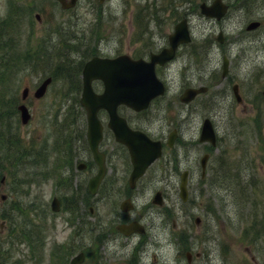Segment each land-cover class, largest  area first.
Returning <instances> with one entry per match:
<instances>
[{"label":"rangeland","instance_id":"obj_1","mask_svg":"<svg viewBox=\"0 0 264 264\" xmlns=\"http://www.w3.org/2000/svg\"><path fill=\"white\" fill-rule=\"evenodd\" d=\"M92 1L94 0H79L73 10L63 11L55 0H0V16L9 13V2L24 9L23 17L18 20V45L13 50H34L50 24L55 26L64 22V25L69 24L65 29L79 32L86 29L88 36H99L100 54L110 56L118 52L143 54L142 50L145 47L147 49L153 39L155 41L152 45L157 47L158 37H161L159 31L164 28L156 27L153 21L177 19V11L171 12L173 5L167 7L168 0H108L100 9L101 18H97V22L93 19L94 13L90 7ZM202 1L210 0H194L197 3L196 10L192 3L185 0H175L174 6L181 8L180 17L187 14L192 43L198 54L193 56L190 53L189 50L194 48L183 49L173 62L160 68L158 76L167 85L164 98L154 103L144 114L132 115L135 124L165 141L170 130L178 126V96L182 90L204 83L208 86L207 96L203 95L189 106H181V160L176 143L172 150L165 147L163 157L131 191L135 207L128 213L130 218L134 216L146 223L147 213L152 211L158 214L152 218L154 228L151 230V235L158 238V241L154 242V246L146 248L147 254L139 264H264V101L261 96L264 85V0H245L241 5L239 0H229V10L220 21H213L199 13L198 4ZM139 7L149 9L152 16L145 17V10L140 8V17H135L134 12ZM36 12L41 15L40 22L34 18ZM139 20L143 26H139ZM251 20H259L260 25L256 29L246 30L245 26ZM95 22L97 24H93ZM92 26L95 27L94 31H91ZM219 31L222 32L221 43L216 40ZM164 34L166 33L163 31L161 35ZM199 44L201 46L197 50ZM223 56L229 60L224 80L220 76ZM32 68L31 65L20 66L14 72L13 78L9 79L12 84L11 94L19 95L27 81L32 83L38 75L49 72L47 67L40 66V71ZM222 81L229 87L226 101L215 99L216 96L219 97L216 93L228 91ZM233 83L239 84L244 93V119L241 118L242 105L231 103ZM53 87L56 102H51V90L43 101L37 102L32 108L31 121L25 126L19 124L20 137L28 146L32 145L33 151L46 145L49 168L52 167L51 160H54L52 142L59 134L54 122L63 120L65 111L70 106L69 95L65 91L67 85L56 79ZM207 97L210 98L209 101L205 99ZM206 116L214 123L218 122L221 134L225 137L221 140L220 148L214 150L215 155L209 160L206 178L201 181L199 159L207 150L206 144L199 143L197 138L201 121ZM231 118L240 122L238 134L233 131L229 133L230 126H227V122ZM81 120L85 125L84 114H78L75 123ZM241 120H244L243 125ZM75 126L79 129L77 124ZM109 146L113 147L112 167L121 181L116 186L102 188L101 198L98 196L93 202H96L94 214H88L86 209L82 212L87 222L94 225L99 222L101 226L112 227L120 216L118 205L127 191L126 180L130 167L124 151L114 143ZM76 147L80 151L82 144L77 142ZM171 157L175 158L176 169L172 163L165 166L166 160ZM185 168L190 170L188 198L182 202L178 184ZM94 169L92 166L86 172L78 173V178L86 179ZM33 170H38V167L25 166L14 174L3 169L5 178L0 181V195L4 193L6 197L0 198V237L4 240L2 249L10 252L6 263L0 261V264H39V240L36 256L33 254L32 257H29L31 251L25 242L18 245L16 244L21 242H5V239L13 237L8 236L11 224L19 227L25 220L30 222L29 225L38 224L44 240L40 248L43 252L54 242L66 241L75 228L76 221L70 223L66 220L67 208L52 212L50 200L57 195L62 198L64 206L73 204L82 188H76L72 184L75 188L73 193L66 192L63 185H56V180L60 177L57 172L53 177L40 174L35 177V181L28 179ZM156 189L162 190L163 208L150 203ZM108 192L109 195L103 200V194ZM23 209L24 214L21 213ZM164 213V227L160 231L158 224ZM196 217L200 218L198 224L195 223ZM178 233L182 237L181 243L178 241ZM135 240L137 237L132 238V241ZM113 243L111 241L109 250L117 252V258L113 260L114 255L111 260L105 258L104 263L102 258L98 264H122L124 258L118 256H122L123 252L125 257L129 256L132 244L112 246ZM186 252L191 253L190 262L186 259ZM196 253L199 255L196 256Z\"/></svg>","mask_w":264,"mask_h":264},{"label":"water","instance_id":"obj_2","mask_svg":"<svg viewBox=\"0 0 264 264\" xmlns=\"http://www.w3.org/2000/svg\"><path fill=\"white\" fill-rule=\"evenodd\" d=\"M58 1L62 7H69L75 2V0ZM226 8L227 6L221 0H213L210 5H206L205 3L200 4L202 13L206 16H216L217 18L221 17ZM257 25L258 22H251L247 28H254ZM189 39L186 20L182 19L175 25L173 33L169 35L170 46L162 49L157 54H151L149 61L141 58L131 59L129 56L123 54L114 58L94 56L84 64L82 69L83 89L80 102L86 110L89 146L92 150L93 158L98 164V171L90 178L88 184V189L91 193L96 192L97 186L104 174V156L97 150V143L101 137V125L97 118V111L100 108H105L108 111L110 117L108 125L113 129L116 139L124 143L128 148L132 162V170L128 181L130 187H133L137 178L143 174L146 167L160 155L161 145L159 141L151 140L143 132L130 129L125 119L117 115L116 107L118 104L123 103L138 111L147 107L153 97L162 94L164 85L155 74V64H163L171 59L176 46L181 42L189 41ZM93 78L102 79L104 83V91L102 93L97 94L93 91L91 87V80ZM48 82V78L42 82L36 91V96H40L43 93ZM200 90H203V88L186 89L181 99L188 101ZM262 95L264 98V87ZM18 108L20 109L22 123H26L29 119L26 107L21 104ZM199 141H209L212 144L215 142L214 130L208 118L203 120ZM206 158L207 155L201 158L203 172ZM179 191L182 200H186L185 172L181 176ZM158 196L159 192L155 194L154 202L159 201ZM51 207L53 210H58L59 201L57 198H53ZM121 207L127 210L131 208V204L125 200L122 202ZM117 227L126 234L132 231H141V225L137 221H132L129 224H120ZM74 261L76 260L73 259L72 262Z\"/></svg>","mask_w":264,"mask_h":264},{"label":"flooded vegetation","instance_id":"obj_3","mask_svg":"<svg viewBox=\"0 0 264 264\" xmlns=\"http://www.w3.org/2000/svg\"><path fill=\"white\" fill-rule=\"evenodd\" d=\"M100 4V3H99ZM98 4V7L100 6ZM176 4H174L175 6ZM180 5V4H179ZM181 7V5H180ZM102 8V7H101ZM174 9H178L175 8ZM180 12L179 14L181 15V8L178 9ZM187 12V11H186ZM101 13V12H100ZM146 15L145 17H149V14L147 12H145ZM188 13V12H187ZM137 15H135L136 17ZM210 19V18H208ZM213 20V19H211ZM214 21V20H213ZM98 22V20H97ZM96 22V24H97ZM176 23L175 19H167V18H163L159 21H153V24L156 27H163L164 29L162 31H159V34L161 37L159 38V45L156 47L152 45V43L155 41V39L152 40L151 44L148 46V48L146 49V47L142 50L143 54H139L136 55L137 57H147L150 55L151 52H157L159 51L161 48L165 47L168 45V34L173 30L174 24ZM141 26L142 24L139 23ZM172 26V28H171ZM171 28V30H170ZM165 32L166 34L161 35L162 32ZM199 46H201V44H199L197 46V50L199 48ZM196 46L193 45L192 41L187 43V44H180L176 50L175 53V57L176 58L179 53L183 50V49H191L189 50L190 53L193 56H196L198 54V51H196ZM99 50V45L97 46V51ZM99 52V51H98ZM225 57V56H224ZM223 57V58H224ZM174 61V59H173ZM223 62V60H222ZM222 62H221V67H222ZM169 63L165 64L164 66L168 65ZM228 65H229V60H228ZM228 65H227V71H228ZM160 69V67H158ZM221 71V70H220ZM227 71L226 74L223 76L222 75V71L220 73L221 78L226 79L227 76ZM51 77V81L50 83L47 85L45 92L37 97L35 96V90L37 87H39V85L41 84L42 80L46 77ZM56 81V79L54 78L53 73H46L44 76H42V74L38 75V77H36V79H34V81L32 83H29L28 81L23 85L24 88H26V92H25V96L23 99H19V102H24V104L27 106L31 116L33 115V107L37 104V102H41L43 101L48 94L51 92V90L54 89L53 87V82ZM206 84V83H204ZM222 84H224L226 86V88L228 89V91H224L223 93H216L215 95H218L219 97H215V99H218V101H226L227 100V96L229 93V87L228 85L225 83V81H222ZM10 84H1L2 87H9ZM237 85L236 90L234 89V86ZM92 86L94 88L95 91L100 92L102 90V82L98 79H94L92 81ZM231 92L232 94H230V98H231V103L234 105L235 103L238 105H242L241 108V118L244 119L243 115L245 112V106H243V102H244V93L241 92L240 90V86L239 84H235L233 83L231 85ZM237 92V93H236ZM202 95L198 94L197 96L194 97V99L188 103V104H183L181 103V101H179V109H178V126L175 129L176 130V135H174V142L173 145L176 142V145L178 146V150H179V160H181V106H189L191 104H193L198 98H201ZM160 98L157 99V101H159ZM18 102V103H19ZM51 102L55 103L56 102V93L55 90H53V93L51 94ZM153 103V102H152ZM51 104V103H50ZM182 104V105H181ZM118 112L121 113V115L125 116L128 124L130 125V127L132 128H138L140 126H138L137 124H135L136 121L133 120V111H131L130 109L126 108L123 105H119L117 108ZM100 119L102 122V138L99 142V149L105 154V160H106V172H105V176L103 178V180L101 181L100 185L101 187L104 186H116L119 184V182L121 181L120 178H118L116 176V171L115 169H113L112 167V160H111V153L113 150V147H110L109 144L113 143L116 144L117 146H119L120 149H122L121 145L115 141L114 136H113V132L107 127L106 123H107V119H108V115L104 110H100ZM50 114L51 110H50ZM238 114V113H237ZM217 116L220 118V115H218L217 112ZM242 125L244 124V120H241ZM214 128L216 131V145H215V150L219 149V146L221 144V140L225 137L221 134V131L219 129V124L217 122L214 123ZM230 130L229 133H231V131L234 132V134H238L239 132V126H240V122L238 119H230ZM153 135V133H151ZM229 135V134H228ZM227 137H230L228 136ZM81 139V138H80ZM52 142V141H51ZM80 143L82 144V149L80 151H78V148H75V155L72 158V164L68 165L66 162H64L61 165V171H62V175L66 177V181L70 182L72 184H75L76 188H82L78 194V196L76 197L78 200H80V203L82 205H84V200L88 199V196L86 195L87 191V182L88 179L94 175V173L96 172V164L93 162L92 160V155H91V151L89 149V146L87 144V141L85 139L84 136V140H80ZM53 144V151H55L54 148V141L52 142ZM45 150H47V148L45 147ZM90 159V160H89ZM128 159V164L130 166V162H129V158ZM90 162L92 164H90ZM82 163L85 164V166L81 165ZM94 166V172H92L86 179H79L78 178V173L81 172H86L89 168H91L92 166ZM191 168V167H190ZM188 172H190L189 169H187ZM189 176V173H188ZM132 190L126 191L124 192V197L125 198H130L132 200H134L133 195H132ZM96 197V196H95ZM95 197L93 196L92 199H95ZM151 203V201H150ZM120 216H118L117 218V222L118 223H128L131 220H139L138 218L132 216L130 218L129 216V212H122L119 211ZM154 217V213L151 211L149 213H147V222L143 223L145 226V231L142 234H131V235H124L122 233H120L119 231H114L112 230L110 227L108 226H103L100 227L98 229V231L96 232V234L93 236L92 240H90V236H89V228H88V222L83 218L80 219V215L77 218V227L74 228V230L71 232V236L69 235L67 238V242H62L63 245V250L60 251V253H58L56 251V248L58 246V243H52L51 247L46 251L43 252V250L41 248V246L44 244V240L43 237H39V252L37 255V260L39 262V264H70V260L74 255L77 254H82L80 259L81 261L75 264H93L94 262H98L100 261V259L103 258V263H104V259L108 258V260H111V256H115L113 258V260H115L117 257V252H111V250H109V246L111 244V241L114 242L112 244V246L118 245V246H127L132 244V248L131 251L129 253L128 257L124 256V252L122 253V256H118V257H123L124 258V262L122 264H139L143 258V256L145 254H147L146 248L148 246H154V242L158 241V238H154L153 235H151V230L152 228H154V220L152 219ZM165 214L161 217L160 223L158 224L159 230L162 231L163 227H164V218ZM140 221V220H139ZM75 239L76 243L73 244L70 242V237H72ZM133 237H137V240L132 241ZM158 244V243H157ZM156 244V245H157ZM119 253V252H118ZM153 253V252H152Z\"/></svg>","mask_w":264,"mask_h":264},{"label":"trees","instance_id":"obj_4","mask_svg":"<svg viewBox=\"0 0 264 264\" xmlns=\"http://www.w3.org/2000/svg\"><path fill=\"white\" fill-rule=\"evenodd\" d=\"M10 24L12 23L6 24L5 26L6 31H7V26ZM60 26L61 25H59L57 28H59ZM58 33H61V31L58 30ZM64 33H67L66 30L64 31ZM81 33L82 32H79V33L73 32V34L71 35L73 38L72 48L75 51L80 50V46H78L77 41L79 42V44H82ZM12 38H13L12 33L8 31L0 35V61L6 59L9 53L8 61L11 63H8V64L10 68L13 67L14 62L19 60V56L15 55L13 51H10L12 49L10 50L7 49V46L11 48V44L9 41L12 40ZM80 51H81L80 59L83 60L84 57L87 55V53L83 52L82 50ZM56 58L63 60L60 62L63 65L62 67H65L66 69L65 74L68 76L76 75L79 71V68L82 65V61L79 63H75L72 60V58L66 56L60 45H58L57 47ZM6 64L7 63H5L4 65ZM5 98L6 97L2 95V91H0V169L3 167L4 163L10 162V161H11L10 164H16V163L26 164V163L33 162V161L28 162V158H31V155H29L26 152L25 147H23L22 150L18 152V148H20V146L18 145L17 138H13L11 136L12 130L10 129L11 119L14 113L13 103L15 101L14 99H5ZM6 123H7V126H6ZM34 159L36 160L37 156H34ZM11 233H14V239L18 240L20 238L21 232L18 231V227L15 226V224H11ZM179 238L181 241L182 240L181 235H179ZM7 243L12 244V242L10 241H8ZM9 252L10 250L6 251L2 249V240L0 239V261L1 262L5 261L4 259L6 258V254H8ZM1 257H3L2 260H1Z\"/></svg>","mask_w":264,"mask_h":264}]
</instances>
